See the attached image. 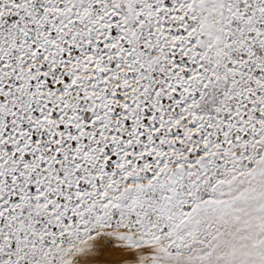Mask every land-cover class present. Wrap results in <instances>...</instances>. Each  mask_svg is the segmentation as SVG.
<instances>
[{"label":"snow or ice","instance_id":"6c2138e0","mask_svg":"<svg viewBox=\"0 0 264 264\" xmlns=\"http://www.w3.org/2000/svg\"><path fill=\"white\" fill-rule=\"evenodd\" d=\"M0 264H264V0H0Z\"/></svg>","mask_w":264,"mask_h":264}]
</instances>
